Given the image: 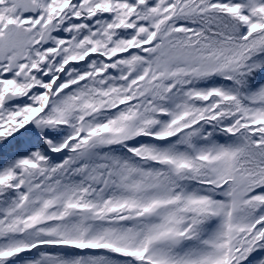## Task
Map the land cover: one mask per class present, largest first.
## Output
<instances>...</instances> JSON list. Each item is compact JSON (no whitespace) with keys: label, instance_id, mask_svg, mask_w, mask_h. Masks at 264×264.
Listing matches in <instances>:
<instances>
[{"label":"snow or ice","instance_id":"6c2138e0","mask_svg":"<svg viewBox=\"0 0 264 264\" xmlns=\"http://www.w3.org/2000/svg\"><path fill=\"white\" fill-rule=\"evenodd\" d=\"M0 264H264V0H0Z\"/></svg>","mask_w":264,"mask_h":264}]
</instances>
